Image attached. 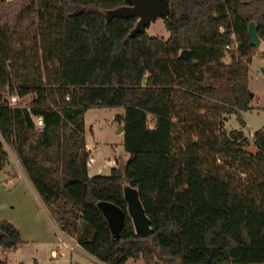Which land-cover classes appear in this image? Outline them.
I'll return each mask as SVG.
<instances>
[{
  "label": "trees",
  "instance_id": "trees-1",
  "mask_svg": "<svg viewBox=\"0 0 264 264\" xmlns=\"http://www.w3.org/2000/svg\"><path fill=\"white\" fill-rule=\"evenodd\" d=\"M169 1L165 40L131 36L136 17L107 20L126 0H0V170L7 143L60 229L107 264H264V126L250 140L225 125L236 115L244 127L251 109L258 48L248 27L255 21L264 42V0ZM232 33L239 55L226 63ZM8 94L34 99L11 106ZM120 107L130 156L91 175L86 112ZM251 144L261 151H246ZM126 185L151 219L146 237ZM100 200L124 209L119 238ZM22 241L20 228L0 219V264Z\"/></svg>",
  "mask_w": 264,
  "mask_h": 264
},
{
  "label": "rangeland",
  "instance_id": "rangeland-1",
  "mask_svg": "<svg viewBox=\"0 0 264 264\" xmlns=\"http://www.w3.org/2000/svg\"><path fill=\"white\" fill-rule=\"evenodd\" d=\"M8 8L12 9L11 11L8 10L9 12L14 10L11 5ZM14 12L12 13L13 16ZM3 22V20L0 21V26ZM147 32L151 36L165 40L170 36V32L165 26V19L161 18L152 22L147 28ZM257 48L258 51L252 59L249 76V87L254 94V98L251 102V109L242 112V119L246 125L242 127L236 115L231 116L225 124L227 130L243 128L248 136L264 126V43H261ZM29 97L33 98V95ZM31 98H27V101L24 100L22 104H26ZM124 112V109L120 107L92 108L86 113V129L87 132H91L94 138L92 140V137H89L88 141L94 149L93 165L90 169L91 175L109 174L113 165L124 166L127 163L130 155L124 149V133H118L119 127L123 125L115 121V116L117 114L124 115ZM88 135L90 136V134ZM249 138L251 139V137ZM5 145L8 149V165H10L12 173L11 175H3L2 180H0V218L10 217L16 219L22 225L24 238L27 239L23 249L20 251L12 249L9 252L8 263L20 264V261L25 259L23 261L30 264L34 261L32 257L35 255L34 250L36 249H39L38 258L45 262L50 258L45 247H43L44 243L42 241L56 239L59 232L47 215L41 213L40 216H36V211L41 210V207H39L41 205L37 203L31 185L22 175L23 167L15 151L7 143ZM32 185L34 186V184ZM34 188L39 194L37 188L35 186ZM34 223L38 225L37 228L34 227ZM90 264L97 263L92 261ZM127 264H145V262L141 258H131Z\"/></svg>",
  "mask_w": 264,
  "mask_h": 264
},
{
  "label": "water",
  "instance_id": "water-1",
  "mask_svg": "<svg viewBox=\"0 0 264 264\" xmlns=\"http://www.w3.org/2000/svg\"><path fill=\"white\" fill-rule=\"evenodd\" d=\"M169 12V0H126L124 6L107 11L106 17L108 21L116 17L138 18L136 26L131 32V36H134L139 33H146L147 28L152 22H155L159 18H167ZM248 32L252 45L258 47L261 44V38L255 21L249 23ZM188 54V49H184L181 52V56L183 57H186ZM122 132H124V126H120L118 129V133ZM245 150L252 154H258L261 151L256 144L245 147ZM125 197L128 201V211L133 218L136 232L142 237L148 236L151 231V219L146 213L138 190L131 185H126ZM98 206L105 214L112 234L115 238H119L125 220L124 209L108 200H100Z\"/></svg>",
  "mask_w": 264,
  "mask_h": 264
},
{
  "label": "crops",
  "instance_id": "crops-1",
  "mask_svg": "<svg viewBox=\"0 0 264 264\" xmlns=\"http://www.w3.org/2000/svg\"><path fill=\"white\" fill-rule=\"evenodd\" d=\"M261 43H264V42H261ZM250 69H251V65H250ZM30 95H33V94H29V95H27L25 97H21V101L19 102L18 105H21V106H24V107L28 106V104L34 99V95H33V98L29 97ZM27 98H31V99L26 104H22V102L24 100L27 101ZM88 134H90V136ZM253 135L254 134H252L251 136H248V135L247 136L248 137H252ZM94 136H95V134H94ZM85 137H86L87 148L90 150V153H91L89 167H88V170H89V173H90L91 166L93 165L92 162H93V159H94V157H93L94 149H93V147L90 146L88 141H89V137H92V140L94 138H93V136H92L90 131L87 132V129H86V118H85ZM114 166H117V165L115 164L111 168H113ZM11 173H12V171H11L10 165H8L4 169L0 170V180H2L3 175H6V174L11 175ZM22 175L25 177V179L27 180L29 185H31V187H32V189L34 191V194L36 196L35 199L38 201L37 203H40V205H41V206H39V207H41L40 208L41 210L36 211V216H40L41 213H44L45 215H47L49 217V219L52 221V223L54 224V226L57 228L58 232H59V235H58V237L56 239L49 240V241H42L44 243L43 247H45L46 252L49 254V258L50 259L46 260L45 262L42 261L37 256V253H38L39 249H36V250H34V252H36V253L32 257L34 259V261L32 263H30V264H75V263H78V264H90V262H92V261H94L97 264H99V263L100 264H107V263L103 262L102 260H100L99 258H97L96 256H94L93 254H91L88 251H86L78 243L75 235L69 234V233L63 231L62 229H60L57 221L50 215V212H48V209H47L46 205L44 204V202L40 198L39 194H37L34 186L32 185L33 183L31 182V180H30L29 176L27 175V173H26L24 168H23V174ZM4 218L10 219L11 221H13V223L15 225H17L20 228L21 234H22V239H23V241L20 244H18L16 247L11 248V249H9V250H7V251H5L3 253V256L8 261L9 260L8 259L9 252L12 249H14V250L16 249L18 251L23 249V247H24L23 245L27 241V239H26V237L24 238L22 225L20 223H18L16 221V219L10 218V217H4ZM44 219H46V218H44ZM37 226L38 225H36L34 223V227L37 228ZM129 259H131V258H129ZM23 260H25V259H22L20 261V264H22V263L29 264L28 262H25ZM128 260L126 261L125 264H127Z\"/></svg>",
  "mask_w": 264,
  "mask_h": 264
},
{
  "label": "built area",
  "instance_id": "built-area-1",
  "mask_svg": "<svg viewBox=\"0 0 264 264\" xmlns=\"http://www.w3.org/2000/svg\"><path fill=\"white\" fill-rule=\"evenodd\" d=\"M230 39L231 41L224 47V61L226 63H231L233 58L239 55V41L236 34L232 33ZM67 99H69V97H67ZM7 100L11 106H16L21 101V97L17 94H8ZM36 122L38 126H42L44 124L41 116L36 118ZM252 138L253 136L250 140H252Z\"/></svg>",
  "mask_w": 264,
  "mask_h": 264
}]
</instances>
